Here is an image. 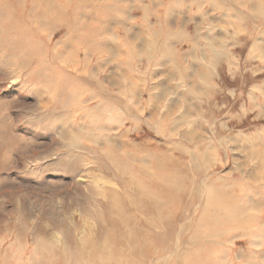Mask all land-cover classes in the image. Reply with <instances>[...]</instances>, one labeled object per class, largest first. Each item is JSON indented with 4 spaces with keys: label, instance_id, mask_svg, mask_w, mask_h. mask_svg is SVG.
<instances>
[{
    "label": "rangeland",
    "instance_id": "rangeland-1",
    "mask_svg": "<svg viewBox=\"0 0 264 264\" xmlns=\"http://www.w3.org/2000/svg\"><path fill=\"white\" fill-rule=\"evenodd\" d=\"M116 1L112 37L104 19L98 36L111 45L114 61L100 44L87 58L83 44L65 50L59 42L63 28L52 40L34 29L26 33L22 26L1 32L13 50L0 43V264L5 259L8 264H47L37 259L42 251L34 249L35 237H62L65 227L77 236L96 224L88 210L93 182L119 185L109 179L110 164L94 138L118 135L120 144L135 140L144 148L163 147L177 158L180 144L194 152L201 144L210 151L205 179L223 177L225 198L232 190L227 183L235 177L246 180L241 182L246 187H260L255 197L261 204L248 211H264V0H225L237 5L239 11L232 12L220 8L227 4L221 0H154L148 11L147 0ZM154 36L184 53L181 68L158 59L155 49L149 58ZM42 41L46 53L28 50ZM56 47L70 57V65L48 59ZM126 50L129 56L133 52L130 58ZM128 69L132 80L125 79ZM101 84L120 109L139 100L141 111L133 119L127 106L123 123L115 122L120 112L111 110L112 100L102 105L107 108L100 105ZM152 104L163 119L156 126L154 120L148 124ZM104 127L114 129L107 133ZM233 242L244 254L228 253L235 263L246 258L247 246L257 253L253 261L264 256V242L251 246L244 237Z\"/></svg>",
    "mask_w": 264,
    "mask_h": 264
},
{
    "label": "bare ground",
    "instance_id": "bare-ground-1",
    "mask_svg": "<svg viewBox=\"0 0 264 264\" xmlns=\"http://www.w3.org/2000/svg\"><path fill=\"white\" fill-rule=\"evenodd\" d=\"M218 1L216 0V4ZM221 1L227 4L220 8L231 12L239 11L238 7L235 8L237 5ZM153 2L154 0H147L144 9L148 11ZM27 3L30 6H26ZM116 9V0H0V43L13 50L11 41L1 36V32L5 31L12 33V30L23 27L22 31L30 33L34 29L41 33L38 35L52 40L54 33L61 32L60 28H63L65 32L61 37L64 39L59 42L66 47L65 50L67 47L83 44L87 58L88 53L97 52L94 46L100 44L107 52L112 53L111 60L114 61L116 57L114 58L111 45L98 36L103 32L100 25L104 19L108 25L105 32L112 37ZM92 10L99 13L94 14ZM31 15L34 17L30 19ZM5 21L11 25L7 26ZM177 36L181 38L184 35L178 33ZM154 37L156 39L151 42L153 49H150L152 55L149 58L154 56L155 49L158 59L172 60L177 68H181L184 53L159 40L158 36ZM46 41L36 42L28 50L44 54ZM131 43L127 42L130 49ZM57 51V47L53 49L48 59L63 60L62 67L66 66V62L70 65V57L62 56ZM127 51L126 55L129 53ZM132 55L133 52L127 56L130 58ZM129 64L131 65L130 61ZM85 67L87 68L86 65ZM82 72L78 74L88 81ZM130 72L128 69L125 79H133ZM96 73L97 71H92L97 76ZM101 88L100 105L110 99L113 102L111 110L120 112L115 116V122L123 123L124 111L128 109V115L133 119L136 111H141V106L137 104L139 100L125 104L120 109L115 95L106 92L109 89L103 88L102 84ZM150 97L149 100L153 99ZM151 107L155 111L151 110L148 124L156 126L159 119L160 122L163 119L156 116V105L152 104ZM212 109L210 106L211 112ZM150 120H154L153 124ZM159 128L165 129V126ZM103 129L108 133L114 127ZM165 136L173 138L170 134ZM131 141L132 143L125 141L126 144H120L118 135L112 139H93L100 155L110 164L109 179L117 181L119 187L113 186L110 180L109 183H100L98 180L93 182L88 210L92 211L96 224H88L77 236L65 227L60 230L64 233L62 237L59 234H55L50 240L35 237L34 249L42 251L37 258L40 263L45 260L47 264H264V256L258 262L253 261L252 257L255 256L252 255L257 253L247 245L248 257L244 260H236L235 263L228 257V253L237 258L244 255L239 254L233 242L236 237H244L246 244L251 246L264 242V211H248L261 204L255 197L260 187H256L259 190L255 186L246 187L241 183L246 180H237L235 177L227 183L232 185V190L225 198L223 177L205 179L210 168V151H205L201 144L197 145V152L180 144L178 151L181 155L177 158L163 147L144 148L143 143ZM263 177L264 173V181ZM184 194L189 197L188 199L186 196L187 205L183 202ZM235 195L242 197L243 201H239V198L236 200ZM196 198H200V201H196ZM227 241L233 244L228 245ZM4 264H8L6 259Z\"/></svg>",
    "mask_w": 264,
    "mask_h": 264
}]
</instances>
